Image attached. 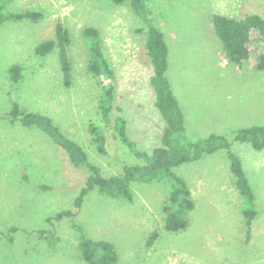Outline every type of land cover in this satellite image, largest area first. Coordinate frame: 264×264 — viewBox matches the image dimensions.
<instances>
[{
  "label": "rangeland",
  "instance_id": "1",
  "mask_svg": "<svg viewBox=\"0 0 264 264\" xmlns=\"http://www.w3.org/2000/svg\"><path fill=\"white\" fill-rule=\"evenodd\" d=\"M155 24L169 48L174 94L186 116L187 136L195 141L211 134L228 135L255 194L258 217L247 238L243 198L235 185L223 150L185 163L174 172L187 183L195 207L180 232L163 228L166 181L133 182L131 201L90 192L80 209L76 196L86 176L75 169L65 152L39 128L23 127L0 118V231L19 230L13 243L0 240V264H86L78 249L80 232L72 219H54L71 210L74 222L94 240L116 248L121 264H264V149L234 141L230 132L264 125V70L249 62H229L213 30L212 17L264 18V0H150ZM12 12L37 10L39 21L6 22L0 27V113L14 102L50 117L76 141L104 176L124 166L140 165L103 126L98 112L99 81L87 72L90 40L86 27L96 28L105 57L115 72L113 117L126 120L137 149L150 153L161 146L164 120L155 106L150 85L153 67L147 56L142 20L128 3L109 0H11ZM62 23L70 35L69 58L73 83L63 84L57 51L35 54L37 45L53 39ZM22 66L14 83L8 69ZM100 125L108 153L92 144L88 126ZM42 186L49 187L45 190ZM53 220L48 223L47 218ZM39 230H52L59 242L50 247ZM158 237L149 243L152 233Z\"/></svg>",
  "mask_w": 264,
  "mask_h": 264
},
{
  "label": "trees",
  "instance_id": "2",
  "mask_svg": "<svg viewBox=\"0 0 264 264\" xmlns=\"http://www.w3.org/2000/svg\"><path fill=\"white\" fill-rule=\"evenodd\" d=\"M11 0H0V27L9 21L36 22L42 18V13L37 10H21L12 12L7 9ZM114 5L128 3L133 12L138 16L144 28L146 38L147 56L153 67V76L150 85L155 96V106L163 120L164 129L161 137V146L154 148L150 153L137 149L136 142L128 135L126 120L121 116L113 117L115 109V72L105 57L100 42V33L96 28L86 27L83 36L90 40L89 62L87 72L96 78L101 85V95L98 98V112L103 126L112 132L113 137L121 142L136 158L142 160L140 165L124 166L121 173L104 176L101 168L93 164L86 151L72 138L66 135L52 119L45 114L33 112L22 108L14 102L10 111L0 118L11 124L20 123L23 127L39 128L53 143L60 147L67 155L71 165L81 171L85 176L84 185L75 198L74 207L80 209L86 196L92 191L100 195L120 198L131 201L133 182L152 183L166 181L168 193L163 204V228L168 232H180L188 226V212L195 207L191 191L183 178L178 176L174 169L185 163L200 160L204 155H211L223 150L230 164V171L235 179V185L243 198L242 210L245 219L247 238L251 235L252 222L257 219L258 212L254 208L255 194L250 184L243 163L238 154L232 150V142L228 135L211 134L207 138L192 141L187 136L186 116L180 101L174 94L169 70V48L161 30L155 24L153 9L150 0H109ZM213 30L220 41L229 62L242 65L249 62L259 71L264 70V18L257 15H247L242 19L230 18L222 14L212 17ZM70 35L62 23L55 26L53 39L40 43L35 48V54L45 57L57 51L63 84L69 87L73 83L72 67L69 58ZM22 66L12 65L8 69L9 79L18 83L22 79ZM88 132L92 144L97 151L106 155L108 153L107 137L104 129L91 123ZM230 136L234 141L250 144L255 150L264 149V125H252L233 130ZM45 190L49 187L42 186ZM76 214L71 210L58 212L54 219L70 218L73 227L81 234L78 249L82 260L86 264H121L119 254L108 241L94 240L87 237L82 228L74 222ZM53 219L47 218L50 223ZM17 227H10L7 232L0 231V240L13 243V235ZM39 235L48 240L50 247H55L59 242L52 230H39ZM158 237L154 232L149 238V243Z\"/></svg>",
  "mask_w": 264,
  "mask_h": 264
}]
</instances>
